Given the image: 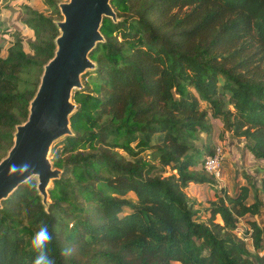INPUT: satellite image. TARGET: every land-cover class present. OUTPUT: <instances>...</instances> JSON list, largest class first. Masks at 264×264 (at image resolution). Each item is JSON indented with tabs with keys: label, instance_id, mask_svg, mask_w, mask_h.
<instances>
[{
	"label": "trees",
	"instance_id": "16d2710c",
	"mask_svg": "<svg viewBox=\"0 0 264 264\" xmlns=\"http://www.w3.org/2000/svg\"><path fill=\"white\" fill-rule=\"evenodd\" d=\"M43 4L50 16L26 7L28 42L16 37L6 55L0 43V162L55 56L60 1ZM111 5L118 20L104 18L96 69L73 92L72 136L51 152L62 174L48 208L35 178L2 203L0 264H33L44 223L57 264H264V226L251 220L264 210V168L260 189L223 191L205 211L186 193L215 185L209 115L264 160V0Z\"/></svg>",
	"mask_w": 264,
	"mask_h": 264
},
{
	"label": "water",
	"instance_id": "95a60500",
	"mask_svg": "<svg viewBox=\"0 0 264 264\" xmlns=\"http://www.w3.org/2000/svg\"><path fill=\"white\" fill-rule=\"evenodd\" d=\"M112 0H69L60 3L63 20L55 56L44 67L29 116L17 126L14 145L0 162V209L21 185L37 179V190L48 208V192L62 172L50 159L53 145L72 136L70 119L77 108L72 97L83 88L82 78L96 69L90 54L105 41L101 33L104 18L117 21Z\"/></svg>",
	"mask_w": 264,
	"mask_h": 264
},
{
	"label": "rangeland",
	"instance_id": "374dc122",
	"mask_svg": "<svg viewBox=\"0 0 264 264\" xmlns=\"http://www.w3.org/2000/svg\"><path fill=\"white\" fill-rule=\"evenodd\" d=\"M58 1L65 3L69 0ZM29 5L46 16L51 15V12L43 4V0H0V9H2V12L0 11V43L3 44L4 55H6L7 49L16 40V37H23L26 42L29 41L30 35L25 32L26 7ZM52 18L56 21L63 20L62 15L61 17L53 15ZM209 119L212 124V135L210 139H207L206 135H202L203 143H211L213 148L216 149V153L221 151L222 176L220 179L214 178V186L191 184L186 190L188 196L197 201V208L204 211L209 207L211 202L216 201L217 196L223 195V191L233 196L239 191V187L243 185H251L260 189L263 179V174L260 171L264 168V160L257 159L250 152L247 141L244 138L238 139L231 134L224 133L220 121L214 120L211 115H209ZM121 153L123 154V152ZM50 159L52 162L51 154ZM251 194L253 195V192ZM261 199L264 202V193H261ZM249 202L252 203L253 200L251 199ZM251 220H255L263 227L264 210L260 216L254 217ZM217 222L222 223L220 217H217ZM246 229H248V225L244 220L239 225L237 235L242 237ZM247 243L251 246L249 241Z\"/></svg>",
	"mask_w": 264,
	"mask_h": 264
},
{
	"label": "clouds",
	"instance_id": "9594fccd",
	"mask_svg": "<svg viewBox=\"0 0 264 264\" xmlns=\"http://www.w3.org/2000/svg\"><path fill=\"white\" fill-rule=\"evenodd\" d=\"M53 240L52 232L49 231L47 223L42 224L39 230L30 240V249L35 253L33 264H57L56 260L50 255L49 245ZM71 248H65L61 255L68 257L72 254Z\"/></svg>",
	"mask_w": 264,
	"mask_h": 264
},
{
	"label": "built area",
	"instance_id": "2783aa9c",
	"mask_svg": "<svg viewBox=\"0 0 264 264\" xmlns=\"http://www.w3.org/2000/svg\"><path fill=\"white\" fill-rule=\"evenodd\" d=\"M221 161V151H218L215 155L206 158L204 170L209 175H212L215 179H220L222 176Z\"/></svg>",
	"mask_w": 264,
	"mask_h": 264
}]
</instances>
